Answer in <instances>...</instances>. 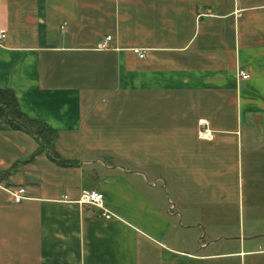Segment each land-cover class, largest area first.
Here are the masks:
<instances>
[{"label": "crops", "instance_id": "crops-1", "mask_svg": "<svg viewBox=\"0 0 264 264\" xmlns=\"http://www.w3.org/2000/svg\"><path fill=\"white\" fill-rule=\"evenodd\" d=\"M0 30L57 135L0 119V264H264V0H0Z\"/></svg>", "mask_w": 264, "mask_h": 264}, {"label": "trees", "instance_id": "trees-1", "mask_svg": "<svg viewBox=\"0 0 264 264\" xmlns=\"http://www.w3.org/2000/svg\"><path fill=\"white\" fill-rule=\"evenodd\" d=\"M0 119L6 121L14 129L26 131L41 140L42 145L51 148L56 139V133L45 123L39 120H33L25 116L19 106L15 94L10 90H0ZM53 159L60 165L69 166L59 157L52 155Z\"/></svg>", "mask_w": 264, "mask_h": 264}, {"label": "built area", "instance_id": "built-area-1", "mask_svg": "<svg viewBox=\"0 0 264 264\" xmlns=\"http://www.w3.org/2000/svg\"><path fill=\"white\" fill-rule=\"evenodd\" d=\"M6 40V34L0 30V44L3 43ZM112 40V37H108L104 43L100 45V48L102 49H108L109 48V42ZM137 54L141 58H144L145 55L140 53L139 51H136ZM240 76L244 80L250 79V75L244 71H240ZM199 125L201 126V131L199 133V138L202 140H211L213 138V133L208 127V123L205 120H200ZM26 193V189L19 188L15 191H11V195L16 203L22 202L24 200V195ZM80 205H89V206H95V207H102L104 203V195L103 193L93 190V191H85L82 194V197L80 201L78 202ZM107 218H110L109 215L106 216Z\"/></svg>", "mask_w": 264, "mask_h": 264}]
</instances>
